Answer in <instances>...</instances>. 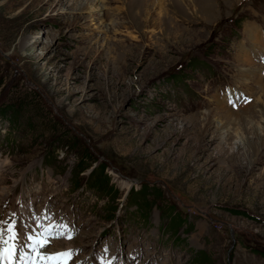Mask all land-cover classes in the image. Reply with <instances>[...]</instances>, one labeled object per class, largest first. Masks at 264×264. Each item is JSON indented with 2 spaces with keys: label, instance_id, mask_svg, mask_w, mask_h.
<instances>
[{
  "label": "rangeland",
  "instance_id": "374dc122",
  "mask_svg": "<svg viewBox=\"0 0 264 264\" xmlns=\"http://www.w3.org/2000/svg\"><path fill=\"white\" fill-rule=\"evenodd\" d=\"M140 1L0 0V221L67 224L81 264H264V0ZM214 96L256 105L236 132Z\"/></svg>",
  "mask_w": 264,
  "mask_h": 264
},
{
  "label": "snow or ice",
  "instance_id": "6c2138e0",
  "mask_svg": "<svg viewBox=\"0 0 264 264\" xmlns=\"http://www.w3.org/2000/svg\"><path fill=\"white\" fill-rule=\"evenodd\" d=\"M245 102H250L245 100ZM229 103H235L229 98ZM33 224H21L16 214L10 220L0 221V262L2 264H70L77 254L76 250L47 252L54 241L74 239L75 230L64 223H54L50 215L32 216ZM45 221H47L45 223ZM18 227L25 231L21 234ZM19 251V260H16ZM107 249L102 256L101 264H111L106 259Z\"/></svg>",
  "mask_w": 264,
  "mask_h": 264
},
{
  "label": "bare ground",
  "instance_id": "6f19581e",
  "mask_svg": "<svg viewBox=\"0 0 264 264\" xmlns=\"http://www.w3.org/2000/svg\"><path fill=\"white\" fill-rule=\"evenodd\" d=\"M182 1H184V2H186V0H182ZM215 1H217L218 2V0H215ZM145 2H146V0H141L140 1V7H139V12L137 13V16L138 17H141V14L140 13H143V6H145L144 4H145ZM257 16H258V14H257ZM262 30V29H261ZM249 38L251 39V41H253V42H256L255 43V45H254V47L252 48V53L251 52H249V56L250 57H248V55H246V53H245V49L243 50L242 49V51H241V58H243V59H247V58H249L250 60H253V61H255V53H257L258 51H259V53H261V54H264V42H263V38H264V34H261L258 30L257 31H253V32H250V34H249ZM258 47H259V49H258ZM252 54H254V58L252 57ZM245 75H246V77H244L243 75H240V76H242L243 78H245V79H247V80H252V81H254L256 84H260L261 85V90H262V93L264 94V79H262V77L261 76H259L258 74H254V73H252L251 71H249L248 73H245ZM216 96V95H215ZM215 96H214V102H215V105L217 106V108H218V110H216V112L219 114V115H227L228 116V120H226L227 121V123H226V126H230V124H231V126H235V125H238L237 127H236V129L234 130V131H236L237 132V130H238V128L241 126V124L242 123H245L246 124V120L243 122V118H242V114L246 111V110H248V109H251L253 106H255L256 105V103H254V105L253 106H244V108H242L240 111H242V112H240V113H238V112H235L234 110H232V108H229V106L227 105V101H228V98L226 97L225 99H223V100H220L219 98H217V99H215ZM231 97V99H233V98H235L236 97V93H234V94H231L230 95ZM235 101V100H234ZM240 104V103H239ZM237 106V105H236ZM231 107H232V105H231ZM237 109V108H236ZM237 111V110H236ZM259 117H261V118H263L264 117V109H263V111H262V113H260V115H259ZM259 117H257L258 119H259ZM256 118V117H255ZM211 123V121H208V125ZM207 126V125H206ZM264 127V126H263ZM235 128V127H234ZM260 130V129H259ZM261 131V130H260ZM229 132V131H228ZM229 139H231V138H229ZM255 150V149H254ZM256 151V150H255ZM7 194H8V191H7V189L4 187H1V189H0V196H1V199L2 198H4V197H6L7 196ZM121 237V238H120ZM126 237V235H123V236H117L116 237V239H119V243H120V247L121 248H123V247H125V244H124V240H123V238H125ZM140 239V238H139ZM143 240V239H142ZM141 240V241H142ZM74 241V240H73ZM73 241H71V242H73ZM140 241V240H139ZM70 242V243H71ZM69 244V242L67 241V240H61V241H54L53 242V247H50V248H53V249H51V251H60V250H58V249H61V250H63V249H68V248H72V246H69L68 245ZM57 247H59V248H57ZM72 250H76L77 252L80 250V248H78L77 246H74V248L72 249ZM128 251V250H127ZM129 252V251H128Z\"/></svg>",
  "mask_w": 264,
  "mask_h": 264
},
{
  "label": "trees",
  "instance_id": "16d2710c",
  "mask_svg": "<svg viewBox=\"0 0 264 264\" xmlns=\"http://www.w3.org/2000/svg\"><path fill=\"white\" fill-rule=\"evenodd\" d=\"M33 91V92H32ZM31 93L34 94L36 96V92L34 90H32ZM31 103H33V101H29L28 99H20L17 101L16 104H14L13 106V112H14V116L17 117L18 114L22 113L23 110H27L29 109ZM41 114V113H40ZM39 114V115H40ZM41 119H43V125H42V129L44 133H48L50 134V136H56L58 142L62 145V147L64 146V148L66 150H70L73 151L75 153H77V155L80 156V158L83 160L87 161V166H90V164H95L97 163V159H95L92 155H90V149L84 147L82 144L78 143L76 140H72L71 138H69V136H64V135H57V125L56 123L53 121V119L50 121V124H44V118L42 117ZM60 125V124H59Z\"/></svg>",
  "mask_w": 264,
  "mask_h": 264
}]
</instances>
